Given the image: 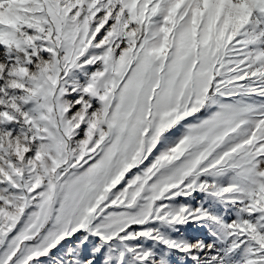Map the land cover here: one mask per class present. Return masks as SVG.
I'll use <instances>...</instances> for the list:
<instances>
[{
    "label": "snow or ice",
    "instance_id": "1",
    "mask_svg": "<svg viewBox=\"0 0 264 264\" xmlns=\"http://www.w3.org/2000/svg\"><path fill=\"white\" fill-rule=\"evenodd\" d=\"M0 264H264V0H0Z\"/></svg>",
    "mask_w": 264,
    "mask_h": 264
}]
</instances>
